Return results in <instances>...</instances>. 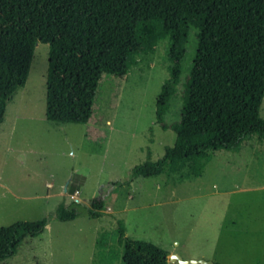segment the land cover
I'll return each instance as SVG.
<instances>
[{"label":"rangeland","instance_id":"374dc122","mask_svg":"<svg viewBox=\"0 0 264 264\" xmlns=\"http://www.w3.org/2000/svg\"><path fill=\"white\" fill-rule=\"evenodd\" d=\"M0 0V8L9 4ZM118 0H51L23 88L0 125V228L47 220L0 264H122L117 222L134 240L182 260L264 264V139L218 150L201 177L160 174L131 180L132 169L163 157L175 133L156 123L157 97L169 77L168 40L127 75L96 71ZM141 0H134L135 16ZM190 27L176 93L164 122L181 117L197 51ZM221 128L264 117V17L246 21L221 111ZM152 128V130L150 129ZM103 198V215L88 206ZM60 204L75 209L60 221ZM108 235V236H104ZM103 238L105 246L97 245Z\"/></svg>","mask_w":264,"mask_h":264},{"label":"trees","instance_id":"16d2710c","mask_svg":"<svg viewBox=\"0 0 264 264\" xmlns=\"http://www.w3.org/2000/svg\"><path fill=\"white\" fill-rule=\"evenodd\" d=\"M9 1L0 8V125L7 104L26 83L36 45L47 39L43 17L51 0ZM133 1L118 0L96 71L122 79L141 58L155 53L160 40H168L169 77L157 97L155 119L163 130L174 131L175 141L156 161L148 149L147 160L132 169L131 180L160 174L179 181L201 177L213 152L239 151L254 136L263 140L264 117L231 128H221L220 122L244 25L251 18L264 17V0H141L132 17ZM190 27L198 30L196 56L185 84L181 117L169 126L164 116L176 93ZM104 206L103 198H94L88 206L89 217H101ZM76 216L77 211L65 204L56 210L60 221ZM46 225L42 219L1 227L0 263L13 257L26 238L40 235ZM117 225L122 264H168V251L131 239L123 222ZM98 244L105 246L103 238Z\"/></svg>","mask_w":264,"mask_h":264},{"label":"water","instance_id":"95a60500","mask_svg":"<svg viewBox=\"0 0 264 264\" xmlns=\"http://www.w3.org/2000/svg\"><path fill=\"white\" fill-rule=\"evenodd\" d=\"M172 262L178 261L180 264H214L211 261H204V260H182L178 256H170Z\"/></svg>","mask_w":264,"mask_h":264}]
</instances>
